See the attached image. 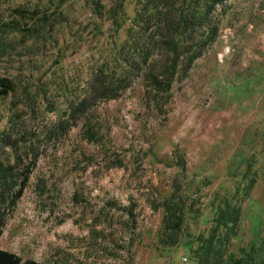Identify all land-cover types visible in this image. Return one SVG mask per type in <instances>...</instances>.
<instances>
[{
	"label": "rangeland",
	"instance_id": "1",
	"mask_svg": "<svg viewBox=\"0 0 264 264\" xmlns=\"http://www.w3.org/2000/svg\"><path fill=\"white\" fill-rule=\"evenodd\" d=\"M177 11L217 38L187 69L211 38L188 28L170 91L151 94L139 69L161 64ZM101 71L111 90L92 97ZM0 79V250L264 264V0H0Z\"/></svg>",
	"mask_w": 264,
	"mask_h": 264
},
{
	"label": "trees",
	"instance_id": "2",
	"mask_svg": "<svg viewBox=\"0 0 264 264\" xmlns=\"http://www.w3.org/2000/svg\"><path fill=\"white\" fill-rule=\"evenodd\" d=\"M212 6L216 7L217 5H222L223 0H211ZM168 7L167 5L164 6ZM171 21L167 19L162 22L163 26L159 27L158 37L160 38V45L165 48L163 53H161V61L160 65L156 68L153 65L145 66L148 60L153 56V54L145 52L144 54H139L137 57L143 58V65L146 67L145 69H139L142 79L145 82H149L150 93H168L170 91L173 79L178 72L179 65L181 63V57L184 55V50L182 48V42L180 41V37L184 36L188 32V28L190 29L191 34H197L198 32L202 34L204 37L205 34L211 35V38L207 37L209 43L207 41L195 40L192 38L190 46L187 48V69L199 58H201L206 50H208L213 43L215 42L218 34V23L212 24L208 22V25H199L197 29V23L199 19L196 16L184 17L182 12H178L173 14L171 13ZM173 28V32L171 31ZM197 29V31H196ZM171 37V38H170ZM171 58V60H170ZM164 60V61H162ZM131 66V65H130ZM103 77L102 71L96 74L97 85H92L90 87L91 96H104L107 91L111 90L109 88V84H106V78ZM0 96H8L10 93L14 92V87L12 82L7 79H0ZM110 98V97H109ZM113 97H111L112 99ZM22 174V173H21ZM28 174L25 173L24 179L22 181V185L15 195L12 197V206L15 205L16 201L22 196L25 186L28 182ZM169 212V210L167 211ZM2 226L3 223H0V238L2 236ZM0 264H42L33 260H24L20 256L5 250H0ZM210 264V263H208ZM227 264H242L241 261L229 262Z\"/></svg>",
	"mask_w": 264,
	"mask_h": 264
}]
</instances>
